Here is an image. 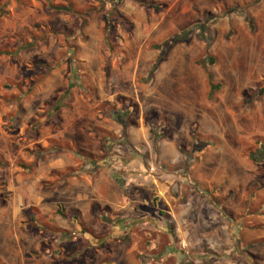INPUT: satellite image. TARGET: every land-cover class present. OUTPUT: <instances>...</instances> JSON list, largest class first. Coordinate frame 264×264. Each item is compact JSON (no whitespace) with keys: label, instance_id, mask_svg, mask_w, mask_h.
I'll return each mask as SVG.
<instances>
[{"label":"rangeland","instance_id":"1","mask_svg":"<svg viewBox=\"0 0 264 264\" xmlns=\"http://www.w3.org/2000/svg\"><path fill=\"white\" fill-rule=\"evenodd\" d=\"M263 145L264 0H0V264H264Z\"/></svg>","mask_w":264,"mask_h":264},{"label":"trees","instance_id":"2","mask_svg":"<svg viewBox=\"0 0 264 264\" xmlns=\"http://www.w3.org/2000/svg\"><path fill=\"white\" fill-rule=\"evenodd\" d=\"M246 20L249 22V17L248 15L245 16ZM179 39V37H175L172 41V44L174 42H176L177 40ZM165 53V51H163V54ZM161 55V56H164V55ZM213 58L212 57H208V62L209 63H213ZM207 73V80H208V83H209V86H210V90L211 92L217 90L219 88V85L217 83H213L212 80H211V75ZM263 91L262 88H260L258 90V93L260 94L261 92ZM249 158L252 160V161H258V160H264V145L258 149H256L255 151L249 153Z\"/></svg>","mask_w":264,"mask_h":264},{"label":"crops","instance_id":"3","mask_svg":"<svg viewBox=\"0 0 264 264\" xmlns=\"http://www.w3.org/2000/svg\"><path fill=\"white\" fill-rule=\"evenodd\" d=\"M257 260H259V258L256 257Z\"/></svg>","mask_w":264,"mask_h":264}]
</instances>
